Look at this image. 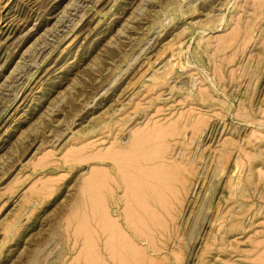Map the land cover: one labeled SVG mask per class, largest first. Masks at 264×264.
<instances>
[{
    "label": "rangeland",
    "instance_id": "rangeland-1",
    "mask_svg": "<svg viewBox=\"0 0 264 264\" xmlns=\"http://www.w3.org/2000/svg\"><path fill=\"white\" fill-rule=\"evenodd\" d=\"M117 174L152 264H264V0H0V264H136Z\"/></svg>",
    "mask_w": 264,
    "mask_h": 264
},
{
    "label": "bare ground",
    "instance_id": "bare-ground-1",
    "mask_svg": "<svg viewBox=\"0 0 264 264\" xmlns=\"http://www.w3.org/2000/svg\"><path fill=\"white\" fill-rule=\"evenodd\" d=\"M135 138V137H134ZM125 141V140H124ZM140 141H141V139H140ZM131 143H133V142H131ZM140 143V142H139ZM134 144H136V143H133V145ZM131 145V144H130ZM137 146V145H136ZM138 146H139V144H138ZM133 147V146H132ZM137 149V148H136ZM127 150V149H126ZM127 152H128V150H127ZM133 152V151H132ZM136 152V151H135ZM115 153V152H114ZM130 153V152H129ZM111 155V154H110ZM115 155V154H114ZM113 155V156H114ZM124 156L126 157L127 156V154L126 155H123V158H124ZM122 157H120V159H121ZM111 159V158H110ZM119 159V158H118ZM118 159H117V161H118ZM122 160V159H121ZM131 160V159H130ZM120 164L122 163L121 161L119 162ZM124 164V163H123ZM132 166V165H131ZM117 167V166H116ZM125 168V167H124ZM114 169H115V167H114ZM117 170H119V169H117ZM195 169H193V167H192V169L191 170H189L188 171V176H190V175H192V174H195L196 175V173H194L195 171H194ZM185 171H187V170H185ZM185 171H183L184 173H185ZM187 173V172H186ZM113 175V174H112ZM111 175V176H112ZM185 175V174H184ZM183 175V176H184ZM182 176V175H181ZM182 176V177H183ZM194 176V175H193ZM182 177H181V179H182ZM185 177V176H184ZM191 177V176H190ZM94 178H96V176L94 177ZM93 178V179H94ZM99 178V177H98ZM101 178V177H100ZM106 178V179H105ZM104 179V181H105V183L106 184H108V190H107V192H106V195H105V197H104V199H105V201L103 202V208H102V211H100L99 209V207L96 209L95 208V210H97V211H95L97 214L99 213L100 214V216L102 215L103 216V218L101 219V220H99L100 219V216L98 217L99 219H97L98 221V223H100V224H102V226H100L99 224V227H102L100 230H98L99 232L101 231V230H103V231H101L102 233L100 234V235H102V234H108V235H106L107 237L108 236H112L111 238L109 237V239L107 240V241H109L110 243H106V246L108 247V244L109 245H114V246H116V247H121V246H127L126 248H127V250H128V246H130L132 249H133V251H131V252H133V254H132V256H133V258L135 259V261L137 260V262H135L136 264H152V262L154 261L152 258H151V255H155V256H157V255H159V253H158V250L157 249H155L156 248V246L154 247V242H151L150 240V231H151V228L153 227L152 226V223H151V219H150V217H148L149 216V214L147 215V213L145 212V210L146 211H148L149 209H145V207H144V204H145V202H144V199L145 198H143L144 197V195H145V193H144V191H142V193L140 192L141 190H139V188L141 187H139V185H135V183H132L131 184V187H130V192H131V194H130V197L132 198L133 197V201H132V205L130 204L128 207L129 208H127V214L125 215L126 217V220L125 221H122V220H120L119 218L118 219H114V217H113V208H112V206H113V204H116V207H117V209H118V206H121V199H119V198H117L116 197V195H115V193H113V191H112V189L110 190V186L111 187H113V189H114V184H118V186L120 187L121 185H122V182L120 181V179L118 178V174H117V176H116V178L114 179V178H108V176L107 177H105ZM161 178V177H160ZM186 178V177H185ZM114 179V180H113ZM180 178H179V180H181ZM101 180V179H100ZM103 180V179H102ZM190 180V179H189ZM91 181V180H90ZM130 181H131V179H130ZM139 181V180H138ZM182 181V180H181ZM187 182L185 183V182H183V183H185V184H183V187H179V191H178V197L177 198H179V199H176V200H179V205L177 204L176 205V207L177 208H179L180 207V205L184 202L183 201V199H184V196H185V194L187 193V189H188V187H189V183H188V179L186 180ZM191 181V180H190ZM92 182V181H91ZM94 182V181H93ZM92 182V183H93ZM115 182V183H114ZM131 182H133V180L131 181ZM140 182V181H139ZM91 183V184H92ZM93 184H96V182L95 183H93ZM101 184V183H100ZM151 184H152V182H151ZM145 185V184H144ZM107 186V185H106ZM143 186V185H142ZM94 187H95V185H94ZM93 188V187H92ZM143 188V187H142ZM145 188V187H144ZM161 188V187H160ZM155 190V189H154ZM186 190V192H184ZM110 191H112V192H110ZM148 191V190H147ZM146 191V192H147ZM190 191V190H189ZM91 192V191H90ZM149 192V191H148ZM152 192V191H151ZM174 192H176V191H174ZM132 193H133V195L134 196H136V199L134 200V196H132ZM156 193V192H155ZM129 194V193H128ZM147 194V193H146ZM159 194V193H158ZM162 194V193H161ZM150 195V194H149ZM154 195V194H153ZM92 196V195H91ZM95 196V195H94ZM104 196V195H103ZM102 196V197H103ZM146 196V195H145ZM165 196V195H164ZM177 196V195H176ZM137 197H139L138 199H137ZM148 197V196H147ZM147 197H146V201H147ZM186 197V196H185ZM142 200H141V199ZM154 198V197H153ZM157 199H155L156 201L155 202H157L156 204H158V205H155L156 206V208L155 209H162V208H165V206H163V205H165L164 204V200L162 199V197H161V195H159V197H156ZM166 198V197H165ZM126 199V198H125ZM149 199H151V197L149 196ZM130 200V199H129ZM175 200V199H174ZM144 203H143V202ZM183 201V202H182ZM153 202V201H152ZM154 202V203H155ZM97 203V202H96ZM101 203H102V201H101ZM147 203H149V202H146V204ZM173 203V202H172ZM177 203H178V201H177ZM91 204H94V203H91ZM96 205V204H95ZM99 205V204H98ZM160 205H162L161 206V208H160ZM183 205V204H182ZM94 205H91V206H89V208L90 207H93ZM146 206V205H145ZM94 207H97V206H94ZM93 207V208H94ZM148 206H146V208H147ZM171 207V206H170ZM116 209V210H117ZM92 211H94V210H92ZM125 211V210H124ZM159 211V210H158ZM148 213H151L150 211H148ZM96 214V215H97ZM94 216L93 215V212H92V218H96L97 216ZM151 215V214H150ZM151 217H152V215H151ZM171 217V216H170ZM91 220H93L92 222H94V219H91ZM174 220V219H173ZM96 221V220H95ZM96 222V223H97ZM102 222V223H101ZM83 223V222H82ZM97 225V224H96ZM97 225V226H98ZM97 226H95V228L96 229H98L97 228ZM168 228V227H167ZM155 232V231H154ZM125 233H128L129 235L127 236V235H125ZM92 235V234H91ZM161 235V234H160ZM90 236V235H89ZM96 236V235H95ZM150 237V238H149ZM126 238H127V240H126ZM90 239V238H89ZM94 239V238H93ZM92 239V240H93ZM94 241V240H93ZM153 241V240H152ZM89 242V241H88ZM95 242V241H94ZM165 242V241H164ZM163 242V243H164ZM119 244L121 245V246H119ZM129 244V245H128ZM143 244V245H142ZM153 244V245H152ZM92 248H93V245L91 246ZM95 247H97V246H95ZM100 247V246H99ZM105 247V246H104ZM107 247H106V249H107ZM143 247V248H142ZM91 248V249H92ZM111 248V247H110ZM114 248V247H113ZM130 248V249H131ZM139 248H142V251H138V250H140ZM125 249V248H124ZM138 249V250H137ZM96 249H94V251H95ZM97 250H98V248H97ZM107 250H109V248L107 249ZM118 250H119V248H118ZM124 251V250H123ZM129 251V250H128ZM125 252H126V250H125ZM120 253H122V252H120ZM93 254H94V252H93ZM96 255V254H95ZM129 255H130V253H129ZM115 256V255H114ZM127 256V255H126ZM91 257V256H90ZM94 257V256H93ZM92 257V258H93ZM96 257V256H95ZM131 257V256H130ZM121 258V257H120ZM103 259V258H102ZM124 259H125V257H124ZM133 259V260H134ZM152 259V260H151ZM93 261H94V259H93ZM152 261V262H151ZM124 262V261H123ZM127 262V261H126ZM127 264H129V261L127 262ZM130 264H132V263H130Z\"/></svg>",
    "mask_w": 264,
    "mask_h": 264
}]
</instances>
